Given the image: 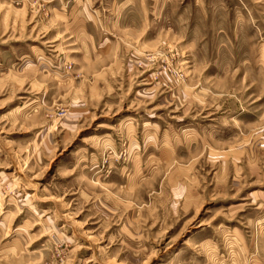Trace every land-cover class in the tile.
Returning a JSON list of instances; mask_svg holds the SVG:
<instances>
[{
	"label": "rangeland",
	"instance_id": "obj_1",
	"mask_svg": "<svg viewBox=\"0 0 264 264\" xmlns=\"http://www.w3.org/2000/svg\"><path fill=\"white\" fill-rule=\"evenodd\" d=\"M0 264H264V0H0Z\"/></svg>",
	"mask_w": 264,
	"mask_h": 264
}]
</instances>
